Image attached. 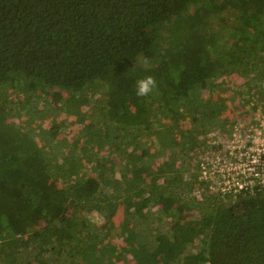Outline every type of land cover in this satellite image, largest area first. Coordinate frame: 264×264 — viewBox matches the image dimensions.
<instances>
[{
  "label": "trees",
  "instance_id": "obj_1",
  "mask_svg": "<svg viewBox=\"0 0 264 264\" xmlns=\"http://www.w3.org/2000/svg\"><path fill=\"white\" fill-rule=\"evenodd\" d=\"M228 69L247 78L242 100L264 84V0H0V264H264V190L230 203L206 190L198 201L204 183L173 163L184 153L157 145L152 155L147 143L150 126L166 125L153 121L158 111L183 134L192 125L199 143L227 128L230 103L213 84ZM149 76L152 91L137 96ZM94 85L104 99L88 122L79 108ZM49 89L53 111L77 117L89 167L57 140L59 123L43 137L8 121L22 92L30 120L50 119L48 103L38 106ZM158 162L151 180L105 182ZM123 201L132 206L117 223ZM94 215L107 218L102 227Z\"/></svg>",
  "mask_w": 264,
  "mask_h": 264
},
{
  "label": "rangeland",
  "instance_id": "obj_2",
  "mask_svg": "<svg viewBox=\"0 0 264 264\" xmlns=\"http://www.w3.org/2000/svg\"><path fill=\"white\" fill-rule=\"evenodd\" d=\"M254 74H256V71ZM253 78L255 79L256 75H254ZM246 79L244 74L242 75V73H239L237 70L228 69L223 72L222 77L218 80V82L213 84V88L216 92L215 94H217L216 96H219L222 101L230 103L228 110L224 113V115H226L225 121L229 123V126H227V128L225 127L223 131H220L219 128L211 130L202 143L195 140L192 125H186V131L183 134V132H181L184 131L181 129L182 122H178L174 119L169 120L167 115L161 114L160 111L155 114L153 121L155 122L158 118H161L163 122H166V125L158 128H153L152 126L148 128V134L150 137H148L147 143L149 144V150L152 155H155L157 145L164 147L166 152L174 150L176 152L184 153L182 157H178L173 161V163L177 166L178 171H183L184 169L185 178L190 175H197L198 181L204 183V187L201 188L199 186V190L196 191L195 197L198 201L202 200V193L204 191L206 192V190L208 191V196H211L212 198L217 197V194L215 193L213 195L211 189L209 188L211 185H215L213 182L215 181L219 183L220 179L225 180L224 176H227L228 174L231 176L236 175L239 171L238 167L243 168L244 164L248 163L247 157L248 151H250L249 147H253L254 150L252 153L254 156L256 155L255 148H257V145L253 144L252 141L256 140L260 144L264 140V129L259 127L260 122L258 121V114L260 116H264V84L260 83L255 89L254 95L249 97L248 100H242L241 86L246 82ZM56 91L58 90L49 89L48 94L46 92L42 94L40 99H38V106H40L39 109H41L45 103H48L47 108H50L53 114L50 119L30 120V113L24 109L25 105L23 104L26 101V96L23 95L25 92H22V97H17V100L15 101L17 104L14 103V105L9 109L8 121L22 128H25L28 124L31 125V123H33V126L35 127L34 129L37 130L36 132L41 133L43 137L49 136L51 124L59 123L61 129L57 140H65L67 142V146L71 145L75 149H78L81 152V165L83 168L84 166L89 167L92 163V158H90V154L88 152H84L87 148H84L83 140L79 135L78 126L80 125L77 124V117L63 111L61 112L60 110L53 111L61 105L54 102L53 97ZM6 92L7 95H10V99L13 101L16 99L14 94H9L10 92L8 90ZM63 94L66 99L68 94ZM91 99L92 102L90 101ZM103 99V89H101L98 85L91 87L90 91L87 95H85L82 103L80 104L81 106L79 110L82 112L83 118L85 117L88 122L93 119L97 111L94 110L92 103L95 102V105L99 104L100 106ZM81 127L83 128L84 125H81ZM219 127L221 126L219 125ZM184 137L189 139L187 140V143H183L184 145L182 146L179 142H181V139ZM36 140L39 143H42L40 135L36 137ZM110 150L111 149L106 148L102 150L101 154L107 155L110 153ZM112 161L113 160L107 161V164H111ZM154 172H163L161 162L146 166L136 172H131L129 168L123 167V170L120 168L116 176L106 179L105 182L117 184L129 176L136 175L151 180ZM89 175L99 178V174L94 171H91ZM228 186L229 185L226 187ZM128 189V193L132 194L133 191L130 190V188ZM136 194L142 195L143 190H140V192H137ZM229 199L230 198L226 197L223 200L230 203L231 199ZM232 200H234V198ZM207 201L208 200H206V202ZM127 204L128 202L123 201L118 207L114 216L117 223L121 220L122 214L125 210V205ZM128 205L131 207L132 203L129 202ZM189 213V210L184 211V215L186 216H188ZM91 220L93 224H95V227H102L107 218L101 215H94L91 216ZM185 224L186 221H182L179 223L178 227H182ZM174 227L175 226L173 224L169 225L168 230L164 231L159 236V243L163 242V244H165L168 242L169 233L173 231L172 228ZM119 242L123 245L122 241ZM131 261L135 263L137 260L132 258Z\"/></svg>",
  "mask_w": 264,
  "mask_h": 264
},
{
  "label": "built area",
  "instance_id": "obj_3",
  "mask_svg": "<svg viewBox=\"0 0 264 264\" xmlns=\"http://www.w3.org/2000/svg\"><path fill=\"white\" fill-rule=\"evenodd\" d=\"M258 119L259 127L264 129V116L258 114ZM252 142L257 145L256 155L252 153L253 147H249L248 163H245L243 168L238 167L239 171L236 175L228 174L224 176L225 180L220 179L219 183L214 181L215 185L209 187L213 195L216 193L217 197L225 199L226 197L235 198L241 191L254 193L256 187L264 190V140L260 144L256 140ZM227 185L229 186L226 187Z\"/></svg>",
  "mask_w": 264,
  "mask_h": 264
},
{
  "label": "clouds",
  "instance_id": "obj_4",
  "mask_svg": "<svg viewBox=\"0 0 264 264\" xmlns=\"http://www.w3.org/2000/svg\"><path fill=\"white\" fill-rule=\"evenodd\" d=\"M154 85L155 81L150 76L138 80L136 84V95L140 97L148 95L152 91Z\"/></svg>",
  "mask_w": 264,
  "mask_h": 264
}]
</instances>
